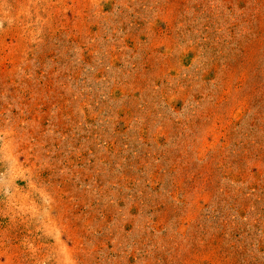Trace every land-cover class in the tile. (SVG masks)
<instances>
[{
	"label": "rangeland",
	"instance_id": "obj_1",
	"mask_svg": "<svg viewBox=\"0 0 264 264\" xmlns=\"http://www.w3.org/2000/svg\"><path fill=\"white\" fill-rule=\"evenodd\" d=\"M0 264H264V0H0Z\"/></svg>",
	"mask_w": 264,
	"mask_h": 264
}]
</instances>
